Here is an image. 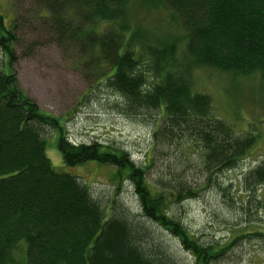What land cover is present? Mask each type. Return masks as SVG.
Segmentation results:
<instances>
[{
    "label": "trees",
    "instance_id": "1",
    "mask_svg": "<svg viewBox=\"0 0 264 264\" xmlns=\"http://www.w3.org/2000/svg\"><path fill=\"white\" fill-rule=\"evenodd\" d=\"M39 1L42 30L77 55L95 88L121 99V114L148 122L153 146L141 167L123 150L69 142L58 120L39 110L15 75L3 72L15 61L17 26L13 21L6 28L0 16V264H16L20 242L25 264H179L163 232L193 264L217 262L236 238L225 245L201 243L172 207L205 189L224 193L219 174L235 168L256 137L237 135L212 115L211 97L195 91L193 73L210 70L264 83V0ZM154 13L165 16L155 29L145 28ZM52 132L64 167L92 163L113 170L110 180L117 185L109 202L76 176L53 169L45 151ZM171 148L178 155H170ZM188 148L198 154L201 186L188 178ZM150 169L157 171L154 180L147 177ZM125 181L137 214L116 198ZM242 185L246 194L264 190V161Z\"/></svg>",
    "mask_w": 264,
    "mask_h": 264
},
{
    "label": "rangeland",
    "instance_id": "2",
    "mask_svg": "<svg viewBox=\"0 0 264 264\" xmlns=\"http://www.w3.org/2000/svg\"><path fill=\"white\" fill-rule=\"evenodd\" d=\"M41 13L44 12L39 0H0L4 25L10 28L14 21L17 26L15 61L9 71L5 65L3 72L15 75L22 92L39 110L58 120L69 142L96 141L123 150L143 167L151 158L152 127L148 122L121 114L118 111L121 99L103 86L95 88L94 79L77 55L58 47L52 35L42 30ZM163 15L165 13L150 14L144 27L155 29ZM0 62H3L1 55ZM193 78L195 91L211 97L214 117L229 123L237 135L250 132L256 138L235 168L219 174L218 183L225 189L224 193L210 188L200 191L195 199L174 205L172 214L201 243L225 245L236 238L226 255L214 264H264V236L254 235L264 234V190L246 194L242 185L244 176L264 161V83L257 77L234 78L210 70H196ZM57 137V132H52L45 140L46 156L53 169L76 176L92 193L109 202L117 185L110 180L113 170L92 163L64 167L56 148ZM169 153L178 155L179 151L171 148ZM185 158L191 163L189 180L201 186L203 176L198 154L188 148ZM147 177L154 180L157 171L150 169ZM121 189L117 200L137 214V201L129 182L125 181ZM163 236L166 247L179 264H193L192 257L181 249L173 236L165 232ZM25 249V242H20L13 252L16 264H25Z\"/></svg>",
    "mask_w": 264,
    "mask_h": 264
}]
</instances>
